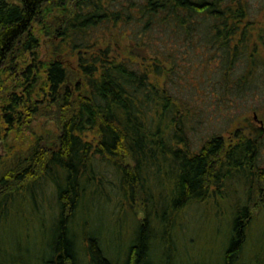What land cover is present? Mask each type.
<instances>
[{
  "label": "trees",
  "instance_id": "obj_1",
  "mask_svg": "<svg viewBox=\"0 0 264 264\" xmlns=\"http://www.w3.org/2000/svg\"><path fill=\"white\" fill-rule=\"evenodd\" d=\"M251 15L250 0H0V137L25 139L38 113L56 126L53 143L37 135L10 148L12 163L0 157V264L10 263L1 229L12 202L49 225L53 239L36 255L43 250L44 264H188L180 216L235 181L246 197L219 264H264L251 203L261 199L264 210V184L253 193L264 180L262 145L248 136L226 145L216 132L193 146L196 111L181 80L214 66L221 82L212 93L223 101L264 85V29ZM188 87L194 99L208 90ZM47 183L50 222L38 205ZM107 183L121 199L111 216L135 215L121 259L97 225Z\"/></svg>",
  "mask_w": 264,
  "mask_h": 264
},
{
  "label": "rangeland",
  "instance_id": "obj_2",
  "mask_svg": "<svg viewBox=\"0 0 264 264\" xmlns=\"http://www.w3.org/2000/svg\"><path fill=\"white\" fill-rule=\"evenodd\" d=\"M250 2L251 16L258 21L260 30H263L264 0H250ZM197 58L198 56L195 57V59ZM203 68L204 66H199V70L184 71L181 76L183 77L182 82L187 86L184 98L190 101L191 109L196 111L197 127L190 131L193 146H201L208 136L216 132L224 137L226 145L236 142L238 137H257L261 131L259 128L261 123L254 119V113H258L259 117L264 119V85L255 86L254 90L250 89L242 96L231 94L227 101H223L224 99L219 98V94L212 93L215 90L214 87L218 89V84L221 82L220 71L214 66L205 70ZM191 84L208 87V90L205 93H200L194 99L189 95L188 86ZM49 119H51L50 116L41 113L35 114L30 122L32 128L24 129L25 139L22 137V132L16 131L8 132L6 137L1 136L0 157L12 163L13 157L9 152L11 150L21 151V149L26 148L29 145L26 138L33 139L37 135L44 137V143L47 141L53 143L56 140V126L53 120L48 121ZM262 127H264V123ZM259 158H261L260 164L264 166V139ZM262 183L264 184V180L257 181L253 191L254 196L262 187ZM45 187L44 193L38 197L40 202L38 205L42 208L46 221L50 222L49 219L57 209H55V201L48 194L50 185L47 183ZM244 187L235 181L229 186L222 187L221 193L213 194L203 201L192 202L185 208L180 216L181 223L178 226L177 240L180 259L181 257L184 260L189 259L188 264H219L226 244L228 229L232 224L236 203L238 201L244 203L245 201L246 188L244 189ZM106 188L107 192L104 193V197L107 193V198L110 197V199L106 200V203L104 202L105 199L100 203L102 209L98 210V214L101 220H97V225L101 227L108 250L114 255L120 252L119 258L121 259L126 254L129 236L132 232L130 225L135 215L128 213L120 219L122 224H119L120 217L113 218L111 211L112 208L118 210L119 204L121 205L120 195L116 192L114 184L107 183ZM161 188L162 186H157L155 192L160 191ZM251 203L255 207L254 214H258V219L253 226V233L259 241L257 251L260 252L261 250L262 252L264 251V243L262 242L264 240V235L262 236L264 234V210L259 211L263 207L261 206L262 200H257L255 197ZM14 204L15 202L10 204L11 212L12 210L13 212L10 214L9 220L2 221L1 237L3 238L4 256L10 262L9 264H44L46 258L41 255L43 250L39 252L40 259H37L36 255L43 244L47 245L53 239L51 230L48 229L49 225L44 227L37 222L35 225L34 221L36 220L28 214L29 211L22 213L24 211L21 207ZM19 205L22 206L21 203ZM137 209L139 210L140 206ZM24 219L32 223L26 224ZM247 255L246 252L245 258Z\"/></svg>",
  "mask_w": 264,
  "mask_h": 264
},
{
  "label": "flooded vegetation",
  "instance_id": "obj_3",
  "mask_svg": "<svg viewBox=\"0 0 264 264\" xmlns=\"http://www.w3.org/2000/svg\"><path fill=\"white\" fill-rule=\"evenodd\" d=\"M251 48L253 49V47H249L248 48V50L250 51V53H251ZM261 48V53H262V61L264 62V58H263V55H264V52H263V50H264V46H261L260 47ZM249 53V54H250ZM247 59H248V61H250V55H248L247 56ZM246 63H248L247 61H245ZM249 64V63H248ZM247 65V64H246ZM256 112V111H255ZM254 119L256 120V121H259V123H261L260 125H259V128H260V134L257 136V137H255V138H252V137H250V136H248V137H250V138H252L254 141H255V144H257L258 146H259V144L261 143V145H262V148H263V139H264V127H262V124L264 123V119H261L260 117H259V115H258V113H254ZM52 120V118L51 119H49L48 121H51ZM47 122V121H46ZM241 134V133H240ZM6 137V136H5ZM244 137H246V136H244ZM239 138V137H238ZM42 143H44L43 142V140H42ZM233 143V142H232ZM259 148V147H258ZM262 148H260V149H262ZM260 152H261V150H259V152L257 153V154H259L260 155ZM259 160H261V158H259ZM233 184V183H232ZM229 186V185H228ZM215 189H216V192L214 193V194H219V193H221V188L220 187H214ZM226 189V188H225ZM261 198V197H260Z\"/></svg>",
  "mask_w": 264,
  "mask_h": 264
}]
</instances>
